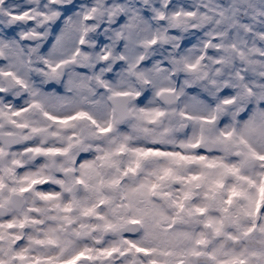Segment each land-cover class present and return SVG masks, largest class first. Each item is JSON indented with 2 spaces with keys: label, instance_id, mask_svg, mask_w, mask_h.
Masks as SVG:
<instances>
[{
  "label": "snow or ice",
  "instance_id": "1",
  "mask_svg": "<svg viewBox=\"0 0 264 264\" xmlns=\"http://www.w3.org/2000/svg\"><path fill=\"white\" fill-rule=\"evenodd\" d=\"M6 2L7 0H0V3ZM40 5L41 0H30L29 7L19 12L15 9L0 8V15L8 18L6 24L0 23V217H7V223H0V264H116L121 259L123 264H140L141 256L154 257L150 264H188L185 259L184 234L177 230L178 218H170L153 204L159 187L155 183L147 190L143 185L132 189L122 198L124 202L112 208L111 218L97 211L105 206L103 199H100L98 204L82 207L81 217H95L104 221L103 225H88L68 215H47L53 210L71 212L72 203H55L43 210L34 206L36 198L47 202L60 199L59 193L36 189L39 186L47 188L48 177L44 175V169L49 166L57 167L54 157L67 156L73 146H82L84 138L92 134V130L85 127V123L92 125L96 133L112 132L114 123L131 115L129 100L133 95L138 96L139 92L113 91L110 106L112 122L101 126L96 116L88 110L70 109L65 112V98L54 92H42L31 85L30 74L39 71L47 80L58 81L65 75V69L79 67L83 71L97 66L96 62L103 61L109 67H101L94 78L106 85L101 76L105 71H111L113 62H116L117 68L121 63H126L128 74L135 75L146 84L152 83L153 74L161 77L168 71L159 67V62L150 71H136V61L142 58L131 57L130 53L140 46L155 45L157 39L151 34L149 21L141 10L134 6V0H48L43 5V10ZM233 6L235 7V0ZM152 11L157 17L162 16L157 9ZM228 11L231 10L221 9L218 15L227 19ZM35 15H39L42 23L51 27L43 33H37L35 29L17 31L16 24ZM173 15L176 19L180 17V13ZM184 15L191 16L192 13L187 12ZM98 21L103 23L98 25ZM92 33L96 35L92 36ZM156 35L164 42L178 39L164 33ZM30 40L42 43L27 47L21 43ZM191 43L190 40L184 41L185 45ZM117 44L120 48L114 52ZM90 48H95L97 54H90ZM199 59L193 62L189 56L182 55L172 58L169 63L190 71L196 79H203L207 73L199 71ZM34 63H39L42 67L34 68ZM68 75L66 87L80 91L87 88L88 77L71 71ZM212 84L216 88L222 86L215 80ZM223 86L224 94L230 96L228 82H224ZM232 87L239 89L240 101L239 109L231 113L233 123L224 124V127L220 128L219 124L223 123L220 120L223 109L219 105L211 109L196 102L195 98L189 110L180 113L181 120L196 126L193 135L180 145L184 151L165 150L161 147L173 142L172 129L163 128L158 131L142 126L144 121L156 123L165 113L156 110L142 111L137 115L136 119L140 122L138 130L151 137L153 143L147 148L131 150L135 155L136 167L129 168L128 171L135 173L141 162L153 158H164L175 166L198 163L205 169L214 170L211 174L202 172L199 176L191 177L192 181H203L207 184L206 198L210 201V206L222 213L218 219L209 218L207 225L213 227L217 236H226L229 240L245 245L239 255L221 261L220 264H264V91H257L246 83H237ZM17 88L27 90L30 97L27 106H21L18 100L15 101V107L9 103L13 100L11 93ZM174 92L171 88L161 89V94ZM180 94H183V89ZM233 102L234 100L225 101L226 104ZM62 112L64 114H61ZM240 112L244 115L236 121ZM33 137H38L40 143H26ZM50 138L66 142L67 147L47 146ZM77 141L80 143L77 144ZM21 144L24 155L33 160L43 157L46 162L35 172L26 173L22 179L17 180L15 169L23 168L24 165L17 159L21 154L13 149ZM202 146L222 155L210 159L203 152L192 154L189 151L201 149ZM49 157L53 159L48 160ZM99 159L105 163L111 162V156L108 154ZM59 168L66 176L76 171L62 164ZM96 173L94 164H82L80 174L74 178V184L83 185L93 192L99 191L92 183ZM172 173V167L165 168L163 177H171ZM229 177L237 184L229 187L230 194L226 199L218 200L216 193L224 188V181ZM177 179H185L188 182L186 178ZM54 182L60 184L65 191L74 192L72 180ZM244 184L254 189L255 194H249L242 187ZM195 187L200 188L201 184L197 183ZM191 197L192 192L188 191L184 193L183 199L188 200ZM234 198H241L245 203H238L233 207ZM176 203L183 212L184 204L179 201ZM134 205L135 215L132 218L120 214V208ZM206 211L204 207L195 208V212L199 214ZM34 213L46 216L47 220L38 218ZM191 215L189 212V216ZM47 221L51 223L46 229V239L36 240L35 243L52 245L58 249L57 254L29 257L26 255L27 249L17 248L15 242H22V239L15 233V229H24L27 225H44ZM129 225L139 228V240L131 234ZM100 227L111 232L118 238V242L110 247L98 249L80 243L91 231ZM229 227L236 230L235 234L226 231Z\"/></svg>",
  "mask_w": 264,
  "mask_h": 264
},
{
  "label": "clouds",
  "instance_id": "2",
  "mask_svg": "<svg viewBox=\"0 0 264 264\" xmlns=\"http://www.w3.org/2000/svg\"><path fill=\"white\" fill-rule=\"evenodd\" d=\"M48 0H41V10ZM30 0H7L6 3H0V8L15 9L22 11L29 7ZM134 0V6L141 10L145 18L149 21L152 29L153 38L157 39L155 45L147 47L140 46L131 57H140L136 61V71H150L159 62V67L167 69V73L161 77L153 74L152 83L146 84L135 75H129L127 64L121 63L116 67V62L111 64V71H105L101 79L106 82H98L94 77L100 72V68H108L106 62H96L95 67L81 70L79 67L65 69V75L58 81L47 80L39 71H33L29 80L31 85L39 88L42 92H54L56 95L65 98V112L70 109H83L92 112L101 126H107L112 122L111 103L113 91L139 92V95H133L129 100V111L131 115L113 124V130L107 134L96 133L92 125L85 123V127L92 130V134L84 138L82 146H73L67 156L54 157L57 167H46L44 175L48 177V186L43 188L39 186L36 190L59 193L58 201H41L36 198L34 206L40 209H48L55 203L67 205L72 203L71 212H57L55 210L48 212L52 215H68L82 220L88 225H103L104 221L97 220L95 217H81L82 207L98 204L100 199L105 200V206L98 208L97 211L112 217V208L120 205L132 189L141 185L145 190L153 183L157 184V196L153 204L165 215L177 217V230L184 234L183 243L186 249L188 264H220L221 261L230 260L234 255H239L245 248V245L226 236H217L213 227L207 225L209 218H220L222 213L216 211L210 206V201L206 198L208 191L207 184L203 181H192L191 177L199 176L202 172L211 174L212 169H205L198 163L175 166L164 158L149 159L141 162L136 172L128 171L129 168L136 167L135 155L131 151L135 148H147L152 145V138L138 130L140 122L136 119L142 111L153 112L159 110L165 113L156 123L143 122V127L155 130L163 128L172 129L171 136L173 142L162 145L165 150H181L180 145L193 135L196 127L191 122L183 121L180 113L188 111L189 106L194 102H200L202 105L215 109L219 105L223 109L219 124L220 128L224 124L233 123L231 113L237 111L240 107L238 98L239 89L232 87L237 83H246L257 91H264V0ZM35 7V5H33ZM152 9H157L162 13L157 17ZM228 11L227 19H222L218 15L219 10ZM191 12L192 15H184ZM174 13H180L179 19L174 17ZM7 16L0 15V23H7ZM98 25L103 21H98ZM17 31H28L35 29L37 33H43L51 25L42 23V18L35 15L33 18L16 24ZM193 28L195 30H193ZM157 33H164L169 36L178 37L171 42L161 41ZM95 36L96 33H92ZM147 35V33L145 34ZM192 41L191 44H184V41ZM25 46H36L42 41L30 40L21 41ZM175 45V46H174ZM183 45V46H182ZM120 45H115L113 51L117 52ZM191 49V51H189ZM90 54L96 55L95 48L88 49ZM182 55L189 56L193 62L199 59L198 69L201 73H207L203 79H196L195 76L183 68H177L169 61L172 58H179ZM34 68H41L42 65L34 63ZM81 73L88 77L87 88L83 91L75 88L66 87L69 80V72ZM166 76L167 78H164ZM219 82L222 86L216 88L212 81ZM187 82V83H186ZM224 82H228L231 95L224 94ZM162 88H171L175 90L173 94H161ZM183 89V94L180 90ZM13 100L9 101L15 107V101H19L21 106H27L30 97L27 90L17 88L12 93ZM226 100H234L233 103L226 104ZM55 107V106H54ZM61 114H64L62 112ZM244 113L240 112L236 121ZM67 135V133H66ZM26 143L29 145L40 143L38 137H33ZM77 144L80 142L77 141ZM50 147H67L66 142L55 138L47 141ZM123 148V151H121ZM13 151L20 153L17 159L23 163V168L15 169V179H22L26 173L35 172L40 165L45 164V158L37 157L33 160L30 156L23 154V144L14 148ZM192 154L203 152L210 159L222 155L214 150H209L206 146L201 149L189 150ZM106 154L111 156V162L105 163L99 159ZM53 159L49 157L48 160ZM92 163L97 168V173L92 183L96 185L99 191L93 192L83 185L74 184V178L80 174L81 165ZM68 168H74L76 171L65 175L59 168V165ZM172 167L171 177H163V170ZM260 171V169H258ZM163 177V178H162ZM186 178L185 179H177ZM56 180H72L74 192L65 191ZM197 183L201 184L196 188ZM237 182L229 177L224 181V188L216 193L218 200L226 199L229 187ZM249 194H255V190L242 185ZM192 192V197L184 200L185 192ZM167 193L168 195H163ZM177 201L184 204L183 212L177 206ZM238 203H245L241 198H234L233 207ZM204 207L207 211L204 214L195 212L196 207ZM121 215L132 218L135 215V205L133 207H123L119 209ZM189 212L192 213L189 216ZM38 218H44L40 213H34ZM0 223H7V217H0ZM51 221L44 225H27L24 229H15V233L21 236V241H16L18 249H27L26 255L29 257L43 256L46 254H57L58 249L52 245H40L36 240L46 239V229ZM78 225H73L77 227ZM129 230L137 240L139 228L135 225H129ZM228 232L235 234V229L229 227ZM203 241V243H199ZM118 242V238L111 232L105 231L102 227L91 231L89 236L80 241L94 249L101 247H110ZM194 253H199L196 255ZM154 257H139L140 264H150ZM166 259L165 257H156ZM116 264H123L122 259Z\"/></svg>",
  "mask_w": 264,
  "mask_h": 264
}]
</instances>
